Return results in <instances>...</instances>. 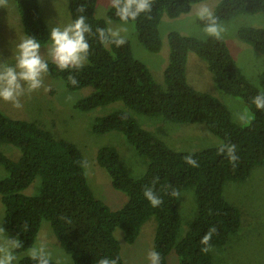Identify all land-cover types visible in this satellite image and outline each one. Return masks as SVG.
Listing matches in <instances>:
<instances>
[{
  "label": "trees",
  "instance_id": "trees-1",
  "mask_svg": "<svg viewBox=\"0 0 264 264\" xmlns=\"http://www.w3.org/2000/svg\"><path fill=\"white\" fill-rule=\"evenodd\" d=\"M19 16L23 34L35 38L40 45L49 39V28L41 11L40 0H12ZM202 0H150L151 9L141 12L133 21L137 39L151 52L161 47L159 23L163 15L174 18L190 10ZM96 0H68L70 24L83 16L91 31L85 33L89 43L88 59L81 69L60 70L53 60L48 64L49 77L62 80L65 88L77 90L91 86L93 90L73 103L86 112L95 107L121 102L136 114L176 123H203L220 140L219 144L196 151H180L169 146L148 129L142 127L126 109L97 116L91 126L94 133H121L132 148L148 159L144 172L131 176L120 164V154L114 145L97 149L96 162L109 176L114 189L125 193L118 209H111L98 199L89 187L85 159L72 142L55 138L36 121L12 118L0 109V143L16 147L20 154L11 158L0 152V165L6 174L0 178V198L4 206L2 226L20 240L19 254L31 248L41 221L50 223L60 247L71 262L50 264H97L101 258L117 259L124 264L120 241L132 244L142 225L155 220L152 250L161 255V264L173 252L178 264H214L212 249L224 247L229 237L239 230L240 209L223 196L228 181H243L255 166L264 165V110L256 108L253 97L264 93L251 83L236 63L222 37L210 35L197 38L177 31L167 34L168 62L163 69V84L158 83L147 65L133 54L128 38L117 47L107 33L104 18L95 15ZM264 13V0H219L212 10L216 25L238 14ZM106 17L121 21L116 10L108 7ZM206 27L210 21L196 19ZM105 29L108 43H101L97 29ZM239 39L258 50L264 57V28L239 26ZM121 37V36H120ZM189 52L200 57L210 71L214 87L221 93L239 97L252 117L246 124L234 122L231 111L215 95L195 89L186 77ZM75 77L76 83L70 82ZM259 85L264 89V71ZM235 145L237 160L230 162L224 145ZM191 156L198 167L188 164ZM235 165V166H233ZM36 177L40 188L27 195V188ZM145 186L152 187L162 199L152 207L144 197ZM192 187L196 212L184 234L177 239L182 222L179 195ZM175 192L176 195L172 193ZM214 226L209 250L202 251L201 238ZM18 264H38L30 255L22 256Z\"/></svg>",
  "mask_w": 264,
  "mask_h": 264
},
{
  "label": "rangeland",
  "instance_id": "rangeland-1",
  "mask_svg": "<svg viewBox=\"0 0 264 264\" xmlns=\"http://www.w3.org/2000/svg\"><path fill=\"white\" fill-rule=\"evenodd\" d=\"M40 1L49 34L52 28L59 27L62 30L70 24L68 0ZM218 1L196 2L191 5L188 12L174 18L163 15L159 23L161 47L157 52L148 51L140 44L131 23L106 17L111 0H96L95 15L105 19L108 29L120 30L119 36L129 39L134 56L147 65L158 83L163 84V69L168 62L169 52L168 32L177 31L197 38L210 36L204 31L205 27L196 22L197 11L201 6H207L212 12ZM243 25L264 28V13L238 14L217 24V27L220 29V37L225 40L243 74L264 92L259 85L260 75L264 71V57L258 50L237 36L238 27ZM25 38L14 2L0 0V64L15 65L17 45ZM50 47L49 36L48 41L41 44L39 50L44 61L52 60L49 55ZM186 77L195 89L211 93L227 105L237 124H245L243 121L245 119L249 121L252 117L251 112L239 97L216 90L205 62L192 52L187 55ZM22 86L25 88L24 94L19 97L22 107L16 108L11 102L0 99V109L12 118L36 121L41 127L50 131L55 138L74 143L85 159V176L93 194L113 210L123 204L126 195L112 187L109 176L97 164L95 158L97 149L102 145H114L119 151L121 166L134 177L144 172L148 159L138 154L117 131L102 134L92 132L91 126L97 116L118 109H126L142 127L180 151L201 150L220 142L219 138L209 132L203 123H176L162 117L136 114L121 102L101 105L86 112L79 111L73 107V103L90 93L93 88L86 86L77 90H69L65 88L62 80L49 77L46 73L42 74V86L39 89L28 92L24 82ZM0 152L11 158H17L20 154L16 147L8 143H0ZM5 174L4 168L0 165V178ZM39 188L40 178L36 177L27 188L22 190V193L33 195L38 192ZM192 191V187H186L179 195V207L183 215L177 239L184 234L191 217L196 212ZM223 196L240 209L241 224L239 230L229 237L224 247L212 249L214 264H264V165L253 167L250 175L243 181L226 182L223 187ZM3 213L4 206L0 198V226H2ZM185 215L190 220L185 222L183 217ZM154 227L155 220L150 217L142 225L138 237L132 244L121 241L119 238L121 232L115 231V236L120 241L124 264H150L148 253L152 251ZM6 234L9 238H15L7 231ZM42 243L45 245V251L50 253L51 260L60 263L71 262L70 256L60 247L50 223L46 220L41 221L32 247L39 248ZM31 248L16 254V259L12 264H18L22 256H28ZM167 264H178L177 256L173 252L167 256Z\"/></svg>",
  "mask_w": 264,
  "mask_h": 264
},
{
  "label": "clouds",
  "instance_id": "clouds-1",
  "mask_svg": "<svg viewBox=\"0 0 264 264\" xmlns=\"http://www.w3.org/2000/svg\"><path fill=\"white\" fill-rule=\"evenodd\" d=\"M111 7L116 10V15L125 23L129 20H135L141 12H147L151 9L150 0H111ZM199 19H207L210 23L205 27L204 31L217 38L220 37V29H218L215 18L207 6H201L197 11ZM126 30V29H124ZM89 25L85 23L83 16L77 18L72 24L64 27L51 29L50 40L51 47L49 55L55 65L60 69L76 68L81 69L84 62L88 59L89 43L85 38V33L90 32ZM101 43H108L105 29H97ZM120 30L108 29L107 33L114 39L111 41L117 47L125 43L124 38L119 36ZM40 43L33 37L23 39L17 45V54L15 56V65L7 63L0 64V99L5 102H11L14 107H22L19 97L24 94L25 88L22 82L26 84L27 91L32 92L42 86V74L47 73L48 64L39 54ZM70 82L75 84V77L70 78ZM252 103L256 108L264 110V93H261L252 99ZM245 119L243 123H248ZM227 148L229 161L237 160L235 154V145H224L218 149L224 152ZM188 164L198 167L195 159L191 156L185 157ZM235 166V165H233ZM176 195L175 192L172 193ZM144 197L150 202L152 207H157L162 203V199L153 191L152 187L145 186L143 190ZM216 229L214 226L201 238V243L206 247L202 251L209 250V241ZM22 247L20 240L9 238L4 227L0 226V264H12L16 259V250ZM30 258L38 262V264H50V253L45 251V245L42 243L39 248L32 247L29 251ZM150 264H161V255L159 252L152 250L148 253ZM97 264H117V259L101 258Z\"/></svg>",
  "mask_w": 264,
  "mask_h": 264
}]
</instances>
